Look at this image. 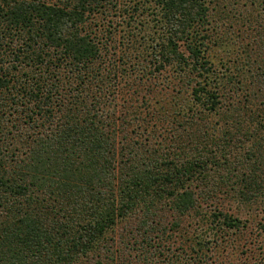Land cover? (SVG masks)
<instances>
[{"label": "trees", "instance_id": "obj_1", "mask_svg": "<svg viewBox=\"0 0 264 264\" xmlns=\"http://www.w3.org/2000/svg\"><path fill=\"white\" fill-rule=\"evenodd\" d=\"M233 21L264 50V0H0V264H264Z\"/></svg>", "mask_w": 264, "mask_h": 264}, {"label": "rangeland", "instance_id": "obj_2", "mask_svg": "<svg viewBox=\"0 0 264 264\" xmlns=\"http://www.w3.org/2000/svg\"><path fill=\"white\" fill-rule=\"evenodd\" d=\"M233 25H235L234 29H235V32L237 31L236 34H238V37H234L236 40H234L232 42V44H231L232 49L231 50H234V51L238 52L239 54L242 53L244 56L249 54V53H254V52H255V54H259V52H260L262 58H264V50L260 49L256 45V42H253L254 39L252 37H258V36L248 32V30H246L247 28L245 26H243V24H241V23H236V21H233ZM250 34H252V36ZM261 44L262 43H260V45ZM233 46H234V48H233ZM251 49H252V51H251ZM256 211L259 212L257 214L258 218H259L260 212L263 211V214H264V204L263 205L249 206V208L244 211V214H246V215H249V213L256 214ZM176 246H177V244L174 245V248H176Z\"/></svg>", "mask_w": 264, "mask_h": 264}]
</instances>
